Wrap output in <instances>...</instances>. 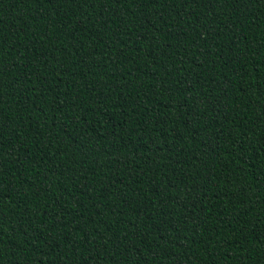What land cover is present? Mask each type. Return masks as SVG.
<instances>
[{"label":"trees","instance_id":"1","mask_svg":"<svg viewBox=\"0 0 264 264\" xmlns=\"http://www.w3.org/2000/svg\"><path fill=\"white\" fill-rule=\"evenodd\" d=\"M0 264H264V0H0Z\"/></svg>","mask_w":264,"mask_h":264}]
</instances>
